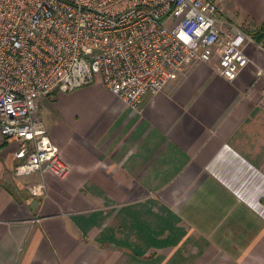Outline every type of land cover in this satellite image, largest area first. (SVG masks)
I'll use <instances>...</instances> for the list:
<instances>
[{
  "label": "crops",
  "instance_id": "obj_1",
  "mask_svg": "<svg viewBox=\"0 0 264 264\" xmlns=\"http://www.w3.org/2000/svg\"><path fill=\"white\" fill-rule=\"evenodd\" d=\"M219 1L222 30L253 37L235 80L214 59L140 110L101 78L43 97L70 164L46 196L0 142V264H264V0Z\"/></svg>",
  "mask_w": 264,
  "mask_h": 264
},
{
  "label": "built area",
  "instance_id": "obj_2",
  "mask_svg": "<svg viewBox=\"0 0 264 264\" xmlns=\"http://www.w3.org/2000/svg\"><path fill=\"white\" fill-rule=\"evenodd\" d=\"M219 0H0V142L19 141L15 175L48 194L47 174L70 164L51 138L39 102L101 78L134 110L187 66L219 60L235 80L253 37L220 27ZM264 96V91H263Z\"/></svg>",
  "mask_w": 264,
  "mask_h": 264
},
{
  "label": "trees",
  "instance_id": "obj_3",
  "mask_svg": "<svg viewBox=\"0 0 264 264\" xmlns=\"http://www.w3.org/2000/svg\"><path fill=\"white\" fill-rule=\"evenodd\" d=\"M258 36L259 37H264V24L261 25V28L258 30ZM6 144V143H4Z\"/></svg>",
  "mask_w": 264,
  "mask_h": 264
},
{
  "label": "rangeland",
  "instance_id": "obj_4",
  "mask_svg": "<svg viewBox=\"0 0 264 264\" xmlns=\"http://www.w3.org/2000/svg\"><path fill=\"white\" fill-rule=\"evenodd\" d=\"M168 84V83H167Z\"/></svg>",
  "mask_w": 264,
  "mask_h": 264
}]
</instances>
